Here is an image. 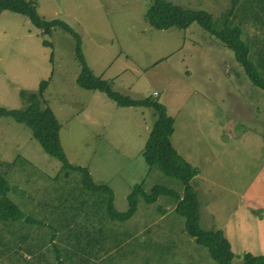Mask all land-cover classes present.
Here are the masks:
<instances>
[{
    "label": "rangeland",
    "instance_id": "374dc122",
    "mask_svg": "<svg viewBox=\"0 0 264 264\" xmlns=\"http://www.w3.org/2000/svg\"><path fill=\"white\" fill-rule=\"evenodd\" d=\"M30 1L38 15L63 20L78 33L86 64L113 90L151 95L164 105L173 119L172 147L197 169L190 185L201 228L224 231L235 263L244 251L264 255V95L232 50L196 22L150 26L144 19L149 0ZM169 1L219 19L231 7V0ZM261 19L241 23L253 63L260 59L257 48L264 51ZM79 71L71 34L55 27L44 35L28 17L0 10V106L25 108L47 80L43 98L60 123L67 161L111 189L116 211L126 210L136 184L145 193L162 185L180 194L182 182L142 155L153 109L119 106L99 90L80 87ZM0 173L22 214L0 222V264H83L90 249L86 264H217L184 232L174 198L146 202L138 193L132 216L111 218L108 194L87 188L81 172L64 168L28 125L9 116H0Z\"/></svg>",
    "mask_w": 264,
    "mask_h": 264
},
{
    "label": "trees",
    "instance_id": "16d2710c",
    "mask_svg": "<svg viewBox=\"0 0 264 264\" xmlns=\"http://www.w3.org/2000/svg\"><path fill=\"white\" fill-rule=\"evenodd\" d=\"M150 3L144 13L145 21L152 27L164 29L171 26L185 28L191 22H196L204 31L217 39L224 47L232 50L235 61L242 67L244 73L255 86L263 91L264 95V51L257 48L256 54L260 57L253 61L248 57L250 53L247 41L242 37L241 23L252 17L254 20L264 18V3L261 0H231V7L213 18L212 14L202 8L181 6L169 0H149ZM0 10H8L28 17L31 24L41 30L44 35H49L52 28H60L71 34L75 39V55L80 64V71L76 83L85 89L99 90L119 106H146L151 107L156 115L149 132V136L142 149V155L147 165H157L166 175L178 178L182 182V192L154 185L149 193L143 192L141 184L133 186L127 195V208L125 211H116L112 203V191L105 184H98L86 167L71 165L64 154L59 141L60 123L43 98V91L47 80H42L36 93L31 94V101L23 109L6 108L0 106V116H9L17 122L29 126L32 136L39 142L42 149L50 156L58 159L66 169H75L81 172L82 182L92 190H103L108 194L107 211L111 218L126 220L136 210L137 194H142L146 202H153L159 195L170 196L175 199L174 210L184 217V232L196 244L206 248L209 256L217 264H264V255L244 251L240 255V263L233 261L234 252L231 244L221 228L202 229L199 224L198 199L196 192L190 185V179L196 174L197 169L192 167L170 143L173 131V119L166 113L164 105L151 95L132 98L113 90L107 79L93 74L86 64L81 52L80 38L66 22L54 18L46 20L36 12V5L30 0H0ZM263 13V16H262ZM240 18L232 22L231 17ZM43 44L49 42L43 40ZM258 57V58H259ZM263 58V59H262ZM262 71H258V69ZM38 98V99H37ZM8 183L0 173V222L16 220L21 217V211L6 195ZM89 236L85 237L87 240ZM15 253V252H14ZM92 251L85 258L91 257ZM59 264H66L59 259ZM91 264V263H90Z\"/></svg>",
    "mask_w": 264,
    "mask_h": 264
},
{
    "label": "crops",
    "instance_id": "0c3cea01",
    "mask_svg": "<svg viewBox=\"0 0 264 264\" xmlns=\"http://www.w3.org/2000/svg\"><path fill=\"white\" fill-rule=\"evenodd\" d=\"M81 239L85 240V237H80ZM105 236L103 237V234L102 233H99L98 236H97V239L99 240H104ZM91 239V237L89 236L87 238V240Z\"/></svg>",
    "mask_w": 264,
    "mask_h": 264
},
{
    "label": "built area",
    "instance_id": "2783aa9c",
    "mask_svg": "<svg viewBox=\"0 0 264 264\" xmlns=\"http://www.w3.org/2000/svg\"><path fill=\"white\" fill-rule=\"evenodd\" d=\"M154 95L156 94V92L153 93Z\"/></svg>",
    "mask_w": 264,
    "mask_h": 264
}]
</instances>
